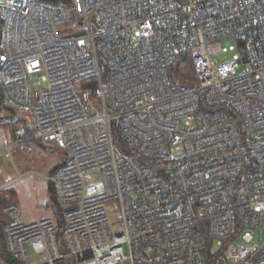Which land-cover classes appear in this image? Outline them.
I'll return each mask as SVG.
<instances>
[{
    "label": "built area",
    "instance_id": "2783aa9c",
    "mask_svg": "<svg viewBox=\"0 0 264 264\" xmlns=\"http://www.w3.org/2000/svg\"><path fill=\"white\" fill-rule=\"evenodd\" d=\"M75 1L82 27L67 36L62 4L0 5V90L30 132L0 150L13 161L38 141L66 159L47 178L63 248L54 217L26 223L13 203L6 251L29 263L30 248L36 264H207L211 243L209 264H264V0ZM226 38L237 52L215 64ZM183 52L191 89L167 75ZM31 75L44 85L37 105Z\"/></svg>",
    "mask_w": 264,
    "mask_h": 264
},
{
    "label": "trees",
    "instance_id": "16d2710c",
    "mask_svg": "<svg viewBox=\"0 0 264 264\" xmlns=\"http://www.w3.org/2000/svg\"><path fill=\"white\" fill-rule=\"evenodd\" d=\"M50 3H59L67 7V9L70 11L72 20H75L79 18L78 13L76 14L74 12L75 2L74 0H42ZM79 25L80 24V18H79ZM0 36H1V27H0ZM1 51V49H0ZM167 75L169 80L173 84H195L196 85V77L194 75L192 64H191V58L190 53L183 52L179 55H177L173 61V63L170 65V67L167 70ZM90 92H94V85L90 87ZM90 94V93H89ZM93 96V93L91 94ZM16 110L5 107L4 106V99L2 91L0 90V127H6L7 128V134L8 139H13V133L16 129H21L26 136L30 135V132L28 131L26 127V119L21 117H17ZM112 138L115 146L122 152L127 153V149L125 145L123 144L120 135L119 130L117 128H112ZM141 162H144L143 160ZM50 203L51 207L54 209V219L56 222V225L58 226V229L61 230L62 226V212L57 207L54 197H53V191L52 187L50 189ZM16 193L15 190L12 187H0V260L4 261L6 264H28L23 261H18L14 259L5 249L4 241H3V228L6 224L5 217L3 216V208L9 204L17 203L16 201ZM208 249L206 250V263L209 264L212 261V257L214 253L210 251V244L208 245ZM68 264H73L72 261H68Z\"/></svg>",
    "mask_w": 264,
    "mask_h": 264
},
{
    "label": "crops",
    "instance_id": "0c3cea01",
    "mask_svg": "<svg viewBox=\"0 0 264 264\" xmlns=\"http://www.w3.org/2000/svg\"><path fill=\"white\" fill-rule=\"evenodd\" d=\"M7 140L8 134L4 135L2 133L0 135V146ZM17 149L21 151L27 149V157L19 161L22 167L16 166L15 161L13 162L15 165V167L13 166L14 173L4 181H0V187H12L15 190L16 201L21 209L22 219L26 223L52 218L54 211L50 203L51 184L46 178L64 162V154L38 141L29 142L23 148ZM53 153L60 156L59 161L44 171L38 161H41L43 155H53ZM36 163L40 169L34 168ZM19 172L25 175L16 180ZM0 264L6 263L0 260Z\"/></svg>",
    "mask_w": 264,
    "mask_h": 264
},
{
    "label": "rangeland",
    "instance_id": "374dc122",
    "mask_svg": "<svg viewBox=\"0 0 264 264\" xmlns=\"http://www.w3.org/2000/svg\"><path fill=\"white\" fill-rule=\"evenodd\" d=\"M7 0H0V5L6 4ZM75 2V7H74V12L79 15V12L77 10V6H76V1ZM79 25V18L78 20H72L71 23L69 24H65L63 26H59V30L61 32L62 35L67 34V32L70 29H76L78 28ZM221 47L223 49V53L220 55H216L213 57L212 61L215 64H219V63H223L226 62L228 60H230L231 58H233V56L236 54L237 52V45H236V41L233 38H226V39H222L221 40ZM242 67H240L237 71L241 72ZM30 82H31V86L33 88L34 93L41 91L44 87V85L41 83L40 78L36 75H31L30 76ZM90 97V94H89ZM18 112V111H17ZM17 117L21 118H25L26 121H28L26 114L19 112L17 113ZM7 128L6 127H0V135L2 133H4V135H7ZM1 147V146H0ZM26 151H21L17 148L13 149V161H11L9 158L6 157V154L4 151L0 150V181H4L5 179H7L9 177V175L14 173V167L15 165L13 164V162L15 161L16 166L22 167V165L20 164L19 161H21L22 159H24L25 157H27V149H25ZM171 153L176 156L177 158L180 157L182 155V150L181 149H175L172 150ZM43 162L42 159L41 161H38V164L44 168V171H46V169L52 165H54L56 162L59 161L60 156L58 154L53 153V155H43ZM48 163V164H47ZM38 164L36 163L34 168L40 169V167L38 166ZM14 166V167H13ZM92 184H95L97 186L100 187L101 185V178L100 175L98 174H94L92 177ZM111 203V202H110ZM108 212L109 214H112L114 211L113 205L109 204L107 206ZM54 210V209H53ZM4 216V214H3ZM33 223V222H31ZM60 234V233H59ZM256 237H257V242L262 243L264 240V229H259L256 231L255 233ZM59 245L61 248H63V243H62V238L59 236ZM212 248H214L213 244H210V251H212ZM29 254H30V261L29 264H36V257L33 255L32 250L29 248ZM124 252L127 254V250L126 248H124ZM122 264H130L129 261H126Z\"/></svg>",
    "mask_w": 264,
    "mask_h": 264
},
{
    "label": "water",
    "instance_id": "95a60500",
    "mask_svg": "<svg viewBox=\"0 0 264 264\" xmlns=\"http://www.w3.org/2000/svg\"><path fill=\"white\" fill-rule=\"evenodd\" d=\"M176 1H177L180 5H186V4H187V1H186V0H176ZM77 10L80 11V8H79V5H78V4H77ZM84 33H85L84 31H80V32H77V33L73 34L72 36H73V37H80V36L84 35ZM2 58H3V57H2V53H1V59H2ZM181 87L184 88V89H191V88L194 87V85H193V84H185V83H184V84H181ZM82 96H83V98L85 99V94H82ZM38 97H39L38 93H35V105H37ZM90 113L93 114L94 111L91 110Z\"/></svg>",
    "mask_w": 264,
    "mask_h": 264
},
{
    "label": "bare ground",
    "instance_id": "6f19581e",
    "mask_svg": "<svg viewBox=\"0 0 264 264\" xmlns=\"http://www.w3.org/2000/svg\"><path fill=\"white\" fill-rule=\"evenodd\" d=\"M177 2V1H176ZM178 3V2H177ZM179 4V3H178ZM180 5V4H179ZM76 6H77V4H76ZM182 6H184V5H182ZM79 12V11H78ZM79 18H80V14H79ZM81 24V23H80ZM79 27H82V24L79 26ZM65 36H67V35H65ZM0 49H1V46H0ZM0 56H1V54H0ZM184 84V83H183ZM179 86L181 87V84H179ZM182 88V87H181ZM184 89V88H183ZM52 149H54V150H56V151H59V152H61V153H63L64 154V152L62 151V150H58V149H56V148H53V147H51ZM3 151V150H2ZM66 162V159H64V162L59 166V167H61L64 163ZM58 167V168H59ZM49 177V176H48ZM47 177V178H48ZM46 178V179H47ZM55 201V200H54ZM61 210V209H60ZM68 209H66L65 211H67ZM61 212H62V214H63V210H61ZM57 228H58V226H57ZM60 230H58V236H60ZM59 238V237H58ZM209 244H211V243H209ZM27 263V262H26ZM29 264V263H28Z\"/></svg>",
    "mask_w": 264,
    "mask_h": 264
}]
</instances>
